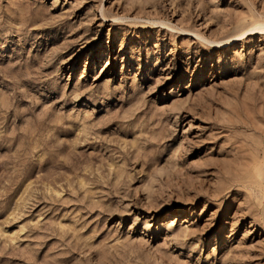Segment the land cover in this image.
Segmentation results:
<instances>
[{
  "label": "rangeland",
  "instance_id": "374dc122",
  "mask_svg": "<svg viewBox=\"0 0 264 264\" xmlns=\"http://www.w3.org/2000/svg\"><path fill=\"white\" fill-rule=\"evenodd\" d=\"M262 25L264 0H0V264H264Z\"/></svg>",
  "mask_w": 264,
  "mask_h": 264
},
{
  "label": "bare ground",
  "instance_id": "6f19581e",
  "mask_svg": "<svg viewBox=\"0 0 264 264\" xmlns=\"http://www.w3.org/2000/svg\"><path fill=\"white\" fill-rule=\"evenodd\" d=\"M257 30H260V31H264V25L262 26H259V27H256L254 29H251L249 32H253V31H257ZM248 32V31H247ZM245 34V33H244Z\"/></svg>",
  "mask_w": 264,
  "mask_h": 264
}]
</instances>
